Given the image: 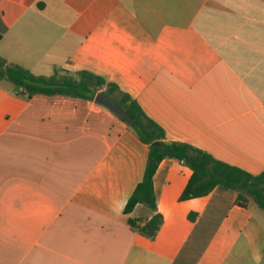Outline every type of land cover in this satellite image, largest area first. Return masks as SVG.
Here are the masks:
<instances>
[{
  "label": "crops",
  "instance_id": "1",
  "mask_svg": "<svg viewBox=\"0 0 264 264\" xmlns=\"http://www.w3.org/2000/svg\"><path fill=\"white\" fill-rule=\"evenodd\" d=\"M0 34L8 62L99 75L168 141L264 171V0H0ZM149 152L96 101L0 80V264H264V210L222 187L181 201L175 159L154 176L158 234L132 228L156 214L125 212Z\"/></svg>",
  "mask_w": 264,
  "mask_h": 264
},
{
  "label": "trees",
  "instance_id": "2",
  "mask_svg": "<svg viewBox=\"0 0 264 264\" xmlns=\"http://www.w3.org/2000/svg\"><path fill=\"white\" fill-rule=\"evenodd\" d=\"M3 79L18 87L19 95L25 100H30L38 94H60L95 101L96 95L103 91L112 96L137 121V125H132L120 117L143 143L149 145V159L153 160V163L149 162L143 180L125 207V212L131 213L138 204H144L156 212L143 224L140 219H129V224L132 228L138 229L141 235L154 239L164 222L163 215L158 212L154 190V176L164 159H175L188 166L191 171L188 182L181 192V201L207 196L217 187H222L238 193L236 200L238 205L264 210V171L253 174L216 159L189 143L168 141L163 128L147 116L137 100L129 94L117 97L118 86L111 83L107 85L103 77L88 71L73 73L64 68H55L49 77L38 76L28 68L8 62L0 56V80ZM156 141L160 142V145H153Z\"/></svg>",
  "mask_w": 264,
  "mask_h": 264
},
{
  "label": "water",
  "instance_id": "3",
  "mask_svg": "<svg viewBox=\"0 0 264 264\" xmlns=\"http://www.w3.org/2000/svg\"><path fill=\"white\" fill-rule=\"evenodd\" d=\"M95 101L106 108L110 109L119 117L123 118L126 122L132 125H137V121L109 94L105 92H99L96 95ZM153 145H160V142L156 141ZM153 160L150 159V164Z\"/></svg>",
  "mask_w": 264,
  "mask_h": 264
}]
</instances>
